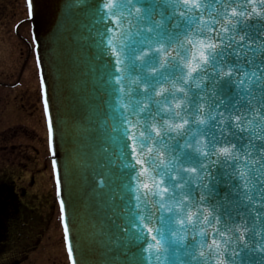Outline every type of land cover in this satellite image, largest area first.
Instances as JSON below:
<instances>
[{
  "label": "water",
  "instance_id": "1",
  "mask_svg": "<svg viewBox=\"0 0 264 264\" xmlns=\"http://www.w3.org/2000/svg\"><path fill=\"white\" fill-rule=\"evenodd\" d=\"M106 2L31 0L29 5L71 263L75 259V264H264V193L256 181L257 172L264 173V151H258L264 144V91L257 87L264 85V0H199L198 11L191 2L188 8L185 0H132L127 9L118 11L104 8ZM117 16L119 20L113 18ZM157 22L160 29L155 28ZM177 22L181 28L173 30L171 25ZM201 37L209 42L234 37L233 47L240 51L237 42L242 43L241 55L251 61L248 75L240 76L244 83L227 88L221 84L217 89V95L231 98L229 108L239 98L236 111L229 113L224 106L218 111L231 115V121L225 122L232 125L240 123L235 116L242 117L245 139H232L237 144L236 159H226L222 153L211 157L220 160L211 169L219 183L210 185L212 195L204 193L203 209L193 201L195 206L181 210L176 207L179 198L157 197L150 221L134 227L138 214L144 213L136 200L143 191L137 181L141 173L129 167L140 158L132 154V137L139 144L138 130L145 131L147 113L140 108L151 111L157 127L161 126L157 107L164 120L178 124L182 121L168 114L175 109L189 124L180 130L186 135L169 134L176 136L180 147L186 139L192 144L185 153L211 151L205 139L207 127L193 124L189 113L196 110L207 119L208 89L215 73L209 72L207 80L202 79L203 72L195 73L189 81L187 65L174 56L176 51L186 55L177 41L188 53L198 55ZM233 63L235 53L226 58L223 70L227 72L226 65ZM157 100L162 101L159 106ZM150 130L155 140V130ZM165 143L168 147L153 145L165 153L158 157L161 164L171 166L172 156L183 162L178 150H169L175 143ZM223 146L229 145L217 143L215 151ZM192 167L197 165L183 163L185 169ZM179 175L173 171L170 178L161 172L155 179H163L164 185L157 184L152 191L167 186L171 192V179ZM198 186L195 181L193 189ZM148 228L163 234L157 235L164 249L159 256L144 243L156 234Z\"/></svg>",
  "mask_w": 264,
  "mask_h": 264
},
{
  "label": "snow or ice",
  "instance_id": "2",
  "mask_svg": "<svg viewBox=\"0 0 264 264\" xmlns=\"http://www.w3.org/2000/svg\"><path fill=\"white\" fill-rule=\"evenodd\" d=\"M191 2L194 10H199L201 5L199 0H185V4ZM132 3V0H107L104 3L103 7L109 9L110 11H118L121 8L127 9V7ZM29 5H31V0H29ZM206 7V6H205ZM236 10L233 9V12ZM114 19L119 20L120 17H113ZM173 30L181 28V24L179 22L174 23L171 25ZM155 28L160 29L161 24L155 23ZM153 29H149L152 31ZM201 32L203 30H200ZM225 33L229 32V29H223ZM212 33H215V29H211ZM125 36V33H121V37ZM122 43L120 38H116ZM233 40L234 37H229L227 40H213L209 42L206 38L201 37V39L197 42V46L199 48L198 55H191L187 52L186 49L182 48L180 41H177V47L180 48L182 51L186 53L184 57L181 56V51H176L174 56L179 60L183 59L185 64L188 68L187 78L189 81L194 79L193 74L203 72V80L208 79V73L213 72L215 76L212 77V87L208 89L211 92L210 100L211 104L208 106L206 110L207 119L204 118V115H197L196 110H193L189 113V115L193 116L192 123L193 124H203L207 127V133L205 135V139L208 142V145L211 148V151H203L202 154L198 152L194 153H185V148H192V144L185 140L184 146L180 147V142L176 138V136L170 135L171 132H176L177 136H184L186 133L180 131L184 129L185 125L189 124L188 119H184L179 112L175 109L170 110L168 114H170L173 118H179L182 122L178 124H174L172 120H164L163 114L159 107H157L156 115L160 116L161 118V126L157 127L152 122V113L149 109L140 108V112L147 113L146 117V125L145 131H139V144L136 143V137H132L133 140V152L134 156L140 157L135 161L134 164H130L129 167L136 171L139 169L140 175L137 176V181L139 184V188H142L143 191L141 192L140 196L136 197L137 202L143 204L144 213L138 214V220L134 223V227H139V222L144 220L151 219L153 200L157 197H163L168 195L169 198L176 199L179 198V202L176 203V207L180 208L181 210H185L188 208L189 205H193V201L199 205L201 209H203L204 202L207 200V196L204 195L206 192L209 196L212 195L214 189L210 187V185L214 183H219L216 176L213 175L211 171L212 168L216 167L220 164L219 159H212L213 155L219 157L222 153L226 159H236V155L233 152V149L237 148L236 143H232V139H236L237 141H243L245 137L241 135L244 131L242 124L244 121L240 115L235 116L236 121H240V123H236L234 125L227 123L225 121H231L232 117L229 115L225 117L223 112L218 111L221 106H224L225 109H228L229 113L232 111H236L235 105L239 103V98L237 97L236 100L232 101V107L229 108V101L230 97L223 95H217V89L220 88L221 84L224 85L225 88L230 86L231 84H235L237 82L244 83L243 80H240V76L248 75L247 66L251 64V61L247 59L246 56H242L241 52L244 48L242 43H238V48L233 47ZM241 41L245 40V37L240 38ZM112 39H109L108 43L112 44ZM189 46H192V41H187ZM235 53V63L226 65L228 67V71L225 72L223 70L222 65H225V60L227 57L232 56ZM190 58V62H189ZM219 58V60L217 59ZM264 64V60L261 61ZM182 72L184 71L183 68L180 69ZM264 75V74H262ZM223 78V79H222ZM197 88L203 90L202 85L197 84ZM257 87H260L261 91H264V85L258 84ZM165 90L161 89V93L163 94ZM181 92L184 89H180ZM156 105H160L162 103L161 100L155 101ZM191 107V105H189ZM176 108H181V105H176ZM51 124V121H49ZM150 129L155 130L156 138L153 140V132ZM231 138V139H230ZM175 143V148H170V151H179L181 156H183V162L177 156H172V160L174 163L171 166L167 164H161L158 157L163 156L165 153L159 152L158 149H154V144H159L164 147H168L165 142ZM217 143L229 145L223 146L219 149V151H215V147ZM241 147H246L245 145L241 144ZM139 148V150H137ZM258 151H264V144L261 145ZM142 153H147L146 156H142ZM244 160H247V156L243 157ZM206 161V163H205ZM183 163L188 164H196L197 167H192L185 169L183 168ZM225 167H231V165L225 164ZM199 169V172H198ZM173 171H179L180 175L177 178L171 179V186L172 190L169 191L167 186H163L156 191H152L153 189L157 188V184L164 185V180L161 179L156 181V177L163 172L165 175L171 178V173ZM149 175L148 179L146 180L144 177L145 175ZM190 173H195V176L190 175ZM227 175V173H225ZM179 181H183V183H179ZM195 181H199V186L194 190L193 183ZM257 184L260 186V191L264 193V173L257 172L256 175ZM247 185H245L246 187ZM138 188V190H139ZM185 192L188 195H183ZM196 192H200V195L197 196ZM143 197V199H141ZM151 197V198H149ZM250 199V198H249ZM187 203H184V202ZM63 205V201H61ZM168 212H172V208H167ZM212 215H215L214 213ZM192 217H189L191 219ZM158 219H162V217H158ZM206 222L207 217L204 218ZM184 221H181L183 223ZM216 223L219 224V219L216 220ZM65 231L68 229L67 222L65 221L64 224ZM147 227V225H146ZM219 231V229H217ZM149 233L155 232L151 237V241H144L147 244V249L152 250V254L155 256H159L163 252V245L159 240H157V235H163L159 232V229L153 230L152 228H148ZM203 234V230H202ZM226 233H221V235H225ZM142 234L137 236V239H140ZM215 243V241H213ZM155 245V247H154ZM69 251L71 252V244H69ZM73 264H75V259L73 260ZM216 264H221L220 261H216Z\"/></svg>",
  "mask_w": 264,
  "mask_h": 264
},
{
  "label": "rangeland",
  "instance_id": "3",
  "mask_svg": "<svg viewBox=\"0 0 264 264\" xmlns=\"http://www.w3.org/2000/svg\"><path fill=\"white\" fill-rule=\"evenodd\" d=\"M27 16L24 0H0V179L28 188L29 178L34 176L41 189L39 212L44 215L38 218L42 224L49 218V224H43L42 243L20 264H69L55 202L47 126ZM35 192L29 187L23 204L31 206ZM5 247L8 252L10 246ZM4 256L10 257L8 253Z\"/></svg>",
  "mask_w": 264,
  "mask_h": 264
},
{
  "label": "flooded vegetation",
  "instance_id": "4",
  "mask_svg": "<svg viewBox=\"0 0 264 264\" xmlns=\"http://www.w3.org/2000/svg\"><path fill=\"white\" fill-rule=\"evenodd\" d=\"M28 182L30 189L37 190L33 196L30 195L33 197L31 206L23 204L29 187L17 186L13 180L0 179V264H20L42 243L43 224L46 221L49 224V218L43 219V224L38 218L43 215L39 212L42 206V201L38 198L40 185L38 181L35 182L34 176H30ZM22 206L28 210L23 211ZM22 244L24 245L21 250L19 246ZM6 245L10 246L8 252L4 248ZM6 253L11 258H7L8 255L3 257Z\"/></svg>",
  "mask_w": 264,
  "mask_h": 264
},
{
  "label": "bare ground",
  "instance_id": "5",
  "mask_svg": "<svg viewBox=\"0 0 264 264\" xmlns=\"http://www.w3.org/2000/svg\"><path fill=\"white\" fill-rule=\"evenodd\" d=\"M12 120H14V118L12 119V118H9V120L8 121H12Z\"/></svg>",
  "mask_w": 264,
  "mask_h": 264
}]
</instances>
